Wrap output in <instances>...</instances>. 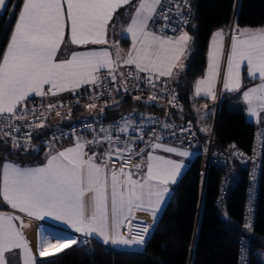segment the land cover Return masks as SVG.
<instances>
[{
    "label": "snow or ice",
    "instance_id": "6c2138e0",
    "mask_svg": "<svg viewBox=\"0 0 264 264\" xmlns=\"http://www.w3.org/2000/svg\"><path fill=\"white\" fill-rule=\"evenodd\" d=\"M130 2L131 0H25L10 44L0 61V116L7 120L9 117L6 114H11L16 119H23L17 109L31 95L44 97L49 93L56 95L67 90L74 91L85 84L95 85L100 80L98 73L103 68H108V74L115 80L113 73L117 61L121 59L119 52L116 61L110 58L108 51L73 53L70 59L63 61H58L56 57L64 42L66 22L70 21L72 44H105L107 26L113 13ZM5 4L6 0H0V8ZM161 7L162 0H139L125 30L131 35L132 50L123 60L126 65H135L139 72H148L158 77L172 76L173 68L191 39L187 32L172 39L149 30V21L160 14L158 8ZM163 18L167 19L166 16ZM223 36V31H217L213 35L214 47L210 52L208 73L205 79L197 82V95L204 91L215 99L213 87L220 69ZM245 61L249 75L256 76L258 73L262 81L258 87L244 93L250 115L257 116L264 112V29L235 30L223 85L226 90L235 91L240 87L239 69ZM149 82L151 83V77ZM45 86H48L47 92ZM136 99L140 97L137 96ZM48 107L51 109L55 105ZM88 107L94 105L89 104ZM35 126L42 127L43 124ZM106 139L111 140V136ZM93 142L77 139L74 147L51 155L41 167L22 169L9 163L3 164L0 196L11 208L29 217H54L77 232L99 235L104 243L142 244L144 235L149 231L147 225L134 231L132 240L120 234L119 229L125 220L131 225L136 211H149L155 219L169 192L167 185L170 181L175 182L181 164L149 154L147 170L139 179H134L133 173L125 172L123 167L118 171L111 170L109 212L108 172L105 171L107 162L99 164L95 153L88 155L84 151L85 144ZM154 147L163 146L156 143ZM127 150L131 152L130 148ZM163 150L169 153L178 151L172 147H164ZM120 151L117 150L118 153ZM178 154L188 155L187 152ZM105 155L110 156L111 152ZM133 167L139 171L142 164L138 163ZM121 176L125 177L122 181ZM86 193L93 194V212L87 218L83 200ZM19 219L18 216L0 212V264H7L5 253L13 249L22 250L23 264H33L28 242L13 223ZM20 224L21 228L25 226L22 220ZM245 227L251 231L250 223ZM49 246H53L51 241L47 237L42 238L40 255H44V249Z\"/></svg>",
    "mask_w": 264,
    "mask_h": 264
},
{
    "label": "trees",
    "instance_id": "16d2710c",
    "mask_svg": "<svg viewBox=\"0 0 264 264\" xmlns=\"http://www.w3.org/2000/svg\"><path fill=\"white\" fill-rule=\"evenodd\" d=\"M13 2L9 0L4 13H0V55L7 45L22 4V0H18L13 8ZM191 2L193 16L187 30L191 32L194 48L183 70V80L175 86L180 92L183 106L178 112L175 111L174 116L177 120L192 121L199 129L203 145L207 146L212 132L203 133L200 130L192 105L204 100L195 99L193 94L195 81L206 72L210 38L216 29H223L232 20L240 27H264V0ZM122 42L125 46L129 44L127 39ZM259 81L250 79L245 68L239 92ZM71 94L73 92L68 95H51V98H64ZM236 94L227 93L225 97L222 94L216 100L214 113L208 119L213 128V156L207 161L205 154L197 153L191 160L173 186L172 195L160 219L153 226L149 240L145 242L144 252L106 250L103 244L89 240L64 249L53 257L41 259L37 264H240L246 247L249 251L247 264H264L260 255L264 249V122L258 124L250 120L244 110L231 107L229 98ZM157 108L150 103L126 97L100 108L99 116L92 113L98 109L85 108L51 116L34 140L37 143L33 145L37 147L34 151L15 148L0 131V188L4 161L12 159L26 164L39 160L47 146L41 138L51 128H61L86 117L116 120L131 109L144 114L156 111ZM56 119L60 120L55 122ZM259 140L262 145L258 157L259 184L254 211H249L247 197L251 185L250 159L255 155ZM244 156H247L248 162L243 161ZM226 176L230 182L227 191L222 194L221 188ZM4 207L5 203L0 196V208ZM224 209L227 218L222 215ZM248 223L251 231L245 227Z\"/></svg>",
    "mask_w": 264,
    "mask_h": 264
},
{
    "label": "built area",
    "instance_id": "2783aa9c",
    "mask_svg": "<svg viewBox=\"0 0 264 264\" xmlns=\"http://www.w3.org/2000/svg\"><path fill=\"white\" fill-rule=\"evenodd\" d=\"M17 1L14 0L13 8L16 6ZM162 4L163 7L158 8V13L160 14L152 19L151 29L168 36H175L186 31L192 22L193 16L191 0H187L186 4L184 0H162ZM163 16H166L167 19H164ZM237 28L235 21L232 20L228 26L223 28V31L231 39ZM108 73V71L101 70L99 73L100 80L97 84H89L87 87L75 91L64 98L29 97L23 102L22 107L17 109V112L24 117L23 119H16L11 114H6L9 117L7 120H5L4 116H0L1 133L8 138L15 148L22 151H30L34 145L35 138L40 134V130L45 127L49 117L58 116L57 112L60 113L59 115H65L77 109H100L111 105L113 102L130 97L133 100L150 103L158 108L156 111L144 114L136 111V109H131L122 113L116 120L105 117H86L82 120H76L61 128H51L48 133L42 136V143L44 145L62 143L66 140L76 139L79 134H89L94 130H98L101 134L111 131L109 135L111 140H106V148L100 160V164L107 162L105 170L109 172L113 169L118 171L121 167L133 169V165L142 164L143 157L140 149L142 148L143 150L146 147L145 145L150 147L155 143H165L192 150L196 153H203L206 155L207 161L211 160L213 156V131L210 134L208 145L204 146L196 125L192 121L177 120L174 116L175 111L178 112L183 106L177 87H171L155 80H151L150 83L149 78L138 74L135 66H130L128 69L129 84L122 85L121 89L116 90L115 80H112V76ZM129 73H132V75L130 76ZM137 96L140 99H136ZM89 104H93L94 107L89 108ZM49 105H55V107L49 109ZM41 113L43 114L42 116ZM38 124H43V126H35ZM102 129L107 131H102ZM121 129L124 130L121 131ZM131 138L137 139L138 142L131 145V152H129L126 146ZM95 142L98 143V140ZM113 143L114 145H120L119 150L121 151L119 153L117 150L110 148ZM258 143H260V140ZM261 150L262 145L260 143L257 145L255 155H252L250 159L251 185L247 197L249 211H254L260 171L258 157ZM108 152H111L110 156L105 155ZM242 159L244 162H248L247 156L242 157ZM229 182L230 179L226 176L221 188L222 194L227 191ZM144 225L149 227L148 233L144 235V242H147L151 236L152 229L150 224L144 220L131 221L129 227L130 236L132 237L133 232ZM87 241L89 240L84 239L80 242L82 244ZM105 248L106 250L112 249V247L106 245ZM248 252L246 247L242 252L240 264H247ZM260 255L264 259V249L260 252Z\"/></svg>",
    "mask_w": 264,
    "mask_h": 264
},
{
    "label": "crops",
    "instance_id": "0c3cea01",
    "mask_svg": "<svg viewBox=\"0 0 264 264\" xmlns=\"http://www.w3.org/2000/svg\"><path fill=\"white\" fill-rule=\"evenodd\" d=\"M6 3H7V0H6ZM24 3H25V0H22V4L20 6L19 13H18L17 17L15 18V21H14L12 29H11V34L9 36V39H8L9 42L7 43V46H8V44H10L11 37L14 33L15 25L17 23L19 14L23 9ZM138 3H139V0H131V2L129 4L121 6L120 8H118L113 13L112 18L109 21L108 26H107V30H106L107 43H105V44H91V43L86 44V45L72 44L71 40H70V36H71L70 21L66 22L64 42L60 46V49L57 53L56 59L58 61L70 59L73 53H82V52H87V51H108L110 53V58L113 61H116V55H117V52H119L121 59L119 61H117V67H116L114 73L116 76L115 89L116 90L121 89L122 85H126V83L124 81L123 74L119 71V68L121 66L124 67L125 64L123 63V60L126 59L127 53L132 50L131 35L126 33L125 30L131 22V18L135 13V8L138 5ZM151 23H152V20L149 21V30H151L150 29ZM112 28H114V29L112 30ZM252 28H255V27H251V29L243 28V29H241V31H243L245 29L252 30V31L258 30V29H252ZM217 31H223V30L222 29H216L212 33V36L210 38V43H209L207 67L210 64V61H209L210 60V58H209L210 52L213 50V47H214L213 35ZM184 32H187L188 35L191 37L190 41H188V43L184 49V51H185L184 53H189L193 50V38H192L191 34H189L188 30H186ZM181 33H179L175 36H172V37H165V38L175 39ZM223 33H224V31H223ZM108 38H111V40ZM123 39H127L129 41L128 46H125L123 44V42H122ZM225 42H226V36L224 33V36H223L222 42H221L220 61L222 59L221 55H222L223 50H224ZM130 66H135V65H126L125 66V72L128 71ZM183 66H184V64L182 63L181 67H183ZM101 70L109 71L108 68H103ZM100 71H99V73H100ZM99 73H98V75H99ZM250 79H260V78H259V76H256V77L252 76V77H250ZM160 80H163V78H161ZM197 80L199 81L202 79H197ZM198 81H196V82H198ZM168 82H170V81H168ZM242 82H243V77H242ZM261 82L253 84V85L249 86L248 88H246L242 92V96H241L242 100L243 101L246 100V99H244V93L246 91H248L252 88L258 87L259 84H261ZM88 85L89 84L82 85L81 87L75 89L74 91L67 90V91H63V92H58L56 95H68L71 92H75L78 89H82ZM169 85H172L171 82L169 83ZM173 85H176V84H173ZM194 87H196V85H194ZM47 88H48V86H45L46 92H47ZM213 91H215V90L213 89ZM202 92H204V91H202ZM234 92L232 90H228L227 93H234ZM51 95L52 94L49 93L44 97L45 98H51ZM31 96H36V95L33 94ZM36 97H40V96H36ZM218 99H219V97H218ZM244 105H245V107H244ZM244 105L243 106L241 105L242 107L240 106L239 109L244 110L246 112V115L248 116V118L250 120L256 121L255 116L250 115V113L248 111L249 105H248L247 100L244 101ZM235 109H237V108H235ZM99 110L100 109L92 111L93 115L99 116V114H100ZM57 120H60V119H56L55 122ZM65 121H68V119H65ZM107 136H109V135L108 134H101L99 131L94 130L89 134H80L76 139L69 140V141H66L64 143H53V144L46 146L45 150L42 154V157L35 162L23 164V163H20L16 160L7 159L4 161L3 164L9 163V164H12L16 167L22 168V169H24V168H36V167L44 166L47 163V159L51 155H54L57 152L63 151L67 148L74 147L76 142H77V139H80L82 142L94 141L93 143H86L85 147H84V151L88 155H92L93 153H95L96 154V162L100 164V160H101L103 152L105 151V148H106V140H107L106 137ZM96 140H98V143L95 142ZM135 142H138V140L131 138L130 141L128 142L126 148H128V149H129V147L131 148L130 145L132 143L134 144ZM139 144H142V143H139ZM155 144L151 145L150 147L145 145L146 147L143 150H142V148L140 149L141 155L143 157L141 170L137 171L135 168L124 169L125 172L131 171L133 173L134 179H139L143 175V173L146 172V170H147L146 169V163H147V157L149 154H151L153 156L164 157L165 159H170V160H173V161L181 164V169H180V171H179V173L175 179V182L170 181L167 185L169 192L167 194V197H166L163 205L161 206L160 210L157 212L155 219L153 218L152 214L149 211L141 210V211H136L133 213L134 219H131V221H133V220H144L150 224L151 229L160 219L162 212H163L165 206L167 205V203H168V201L172 195L173 186L178 181V179L181 177V175L183 174V172L185 171V169L187 168V166L189 165L191 160L197 154L196 152H194L192 150H188V149H184V148L176 147V146H171V145H168L165 143H160L163 147L155 148L154 147ZM164 147L176 148L178 151L173 152V153H169V152H166L163 150ZM110 148L112 150H118L120 148V145L119 144L114 145V143H113V144H111ZM35 149H37V147H35ZM178 152H187L188 155L187 156H181L178 154ZM105 171L108 172V192H109V212H110V185H111V174L110 173L111 172H109L107 170H105ZM1 174H2V182H1V188H2V186H3V165H2V169H1ZM124 178L125 177L121 176L120 180L122 181ZM92 197H93L92 193H86V195L83 198L84 205H85L84 214H85L86 218L91 216V214L93 212ZM2 201H3V199H2ZM4 203H5V207L1 208L0 212L4 213L5 215H13V216L20 217L19 220H14L13 223L17 226L18 229H20L22 231L24 238L28 242V245L31 249V257L33 260V264H37L38 261H40L41 259H45L46 256H49V254L51 252V248L56 243L57 244L64 243L66 245H70V244H72L71 241H73V240H75L76 242H79L81 239L82 240H84V239L94 240V241H97V242L103 244L104 246L106 245V246L112 247L113 250H119V251L144 252V250H145V245H146L145 242H143L142 244L130 243L128 245H123V244H119V243L113 244V243H111V241H109L108 243H104L103 238L100 237L99 235L95 234V233L90 234V235H85L83 232H77L70 225L66 224L63 221H58L54 217H47L46 216V217H43L41 219H37L35 217H29L25 213L19 212V210L11 208V206L9 204H7L6 202H4ZM21 220L23 221V223L25 225L23 228H21V224H20ZM35 225H37L36 226L37 228L34 229L32 226H35ZM129 227H130L129 221L125 220L123 222V224L121 225L119 232L123 236L127 237L129 240H132V237L130 236ZM44 237H47L51 241V245H53V246H49V247L45 248L44 249L45 254L40 255L41 242H42V238H44ZM75 243H73V244H75ZM5 259H6L7 264H23L22 250L21 249H13L11 251L6 252L5 253Z\"/></svg>",
    "mask_w": 264,
    "mask_h": 264
},
{
    "label": "rangeland",
    "instance_id": "374dc122",
    "mask_svg": "<svg viewBox=\"0 0 264 264\" xmlns=\"http://www.w3.org/2000/svg\"><path fill=\"white\" fill-rule=\"evenodd\" d=\"M8 2H9V0H7V3L5 4L4 7L0 8V13L1 14L4 13L5 9L7 8ZM18 13H19V10H18ZM18 13H17V15H18ZM17 15H16V17H17ZM238 28L240 30L243 29V28H249V29H251V26H246V27H240V26H238ZM113 29L114 28H112V30ZM252 29L262 30V29H264V27H255V28H252ZM151 31L154 32L155 34L161 35L163 37H172V36L160 34V33L156 32V31H153L152 29H151ZM255 31H257V30H255ZM190 33L191 32H189V34ZM225 36H226V42H225V46H224L223 53L221 55L222 56V59L220 61L219 74H218V77H217V79H216V81L214 83V87H213V89L215 90L214 91L215 99H213L211 96L206 95L205 92H202L199 95H197L196 87H194L193 97L195 99H201V98L204 99V100H202L200 102H196V103H194L192 105V112L194 114L195 120H196V122L198 124V127L200 128V130L203 133H208L210 131L212 132V129L213 128L211 127L210 123L208 122L209 116L214 113V106H215L216 100H218V97L220 98L222 94H224V97H225L226 94H227V92H228V90H226L223 85H224V79H225L226 72H227V59H228V57L230 55V52H231V39L232 38L229 39V37L226 34H225ZM108 39L111 40V38H108ZM8 42H9V40L7 41V43ZM8 46H9V44H8ZM8 46L5 45V48L3 49V51H2V53L0 55V61H2V58H3L4 54L6 53ZM184 52L180 56L179 61H177L176 66L173 68V70H172V72H173L172 76H161V77H158V76H156L154 74H150L148 72H139V71H138V74L141 75V76H143V77H145V78L151 77V80H155L157 82H161V83L166 84L168 86L175 87L176 85H173V84H178V82H180V81L183 80V70H184V68H186V66L188 64V57H189L190 52L189 53H184ZM182 63L184 64L183 67H181V64ZM125 66H126V64L124 65V67L121 66L119 68V71L123 74L124 81H125L126 85H128L129 84L128 83V71L125 72ZM245 67L247 68L246 69L247 76L249 78L252 77V76L249 75V71H248V67H247V62L246 61L243 62L241 64V66H240V69H239V71H240V85H242L241 83H243L242 82V77H243V70L245 69ZM208 69H209V66L207 67L204 76L200 77L199 79H205L206 78L207 73H208ZM105 71H107V70H105ZM113 74L115 75V73H113ZM256 76H259V74L257 73ZM256 76H253V77H256ZM161 78H163V80H160ZM168 81H170L172 85H169L170 82H168ZM196 81H198V80H196ZM196 81H195L196 84H194V85H197V82ZM259 82H261V79H260ZM240 87L235 92L233 91L234 93L237 92L238 94H236L235 96H231L229 98V102H230L229 105L231 107L237 108V109H239L241 105L243 106L244 105V101H246V100H244V101L242 100V97L241 96H242V92L244 90L241 91V92H239L240 91L239 90ZM244 99H245V97H244ZM244 107H245V105H244ZM255 119H256V121H257L258 124L259 123H263L264 122V112H260L257 116H255ZM105 134L110 135L111 134V131H107ZM34 143L37 144L36 142H34ZM131 145H133V143ZM34 150H35V148L33 147L32 148V151H34ZM222 215L225 218L228 217L227 211L225 209L222 211ZM61 244H64V243H60V244H57L56 243L51 248V252H50L49 256H46L45 259L50 258V257H53L54 255H56L61 250L68 249V248L73 247L74 245H77V244H73L72 243L70 245H67L66 247H60ZM79 244H81V242Z\"/></svg>",
    "mask_w": 264,
    "mask_h": 264
},
{
    "label": "bare ground",
    "instance_id": "6f19581e",
    "mask_svg": "<svg viewBox=\"0 0 264 264\" xmlns=\"http://www.w3.org/2000/svg\"><path fill=\"white\" fill-rule=\"evenodd\" d=\"M36 226H37V225H35V226H32V227L35 229V228H37ZM78 243H80V242H76L75 244H78Z\"/></svg>",
    "mask_w": 264,
    "mask_h": 264
}]
</instances>
